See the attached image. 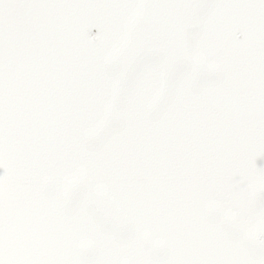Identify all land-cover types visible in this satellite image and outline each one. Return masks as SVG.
<instances>
[{
	"label": "snow or ice",
	"instance_id": "6c2138e0",
	"mask_svg": "<svg viewBox=\"0 0 264 264\" xmlns=\"http://www.w3.org/2000/svg\"><path fill=\"white\" fill-rule=\"evenodd\" d=\"M264 0H0V264H264Z\"/></svg>",
	"mask_w": 264,
	"mask_h": 264
},
{
	"label": "bare ground",
	"instance_id": "6f19581e",
	"mask_svg": "<svg viewBox=\"0 0 264 264\" xmlns=\"http://www.w3.org/2000/svg\"><path fill=\"white\" fill-rule=\"evenodd\" d=\"M257 163H258V164H262V163H264V161H258Z\"/></svg>",
	"mask_w": 264,
	"mask_h": 264
}]
</instances>
